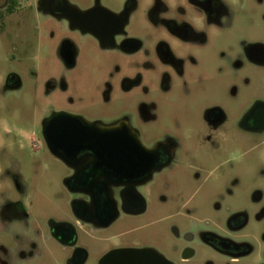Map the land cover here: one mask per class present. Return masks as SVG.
<instances>
[{"label":"flooded vegetation","instance_id":"obj_1","mask_svg":"<svg viewBox=\"0 0 264 264\" xmlns=\"http://www.w3.org/2000/svg\"><path fill=\"white\" fill-rule=\"evenodd\" d=\"M20 1L0 0L1 28L5 16L13 14ZM99 1L91 0L84 10L69 5L66 0H37V4L56 21L64 22L72 30L90 37L107 53L127 60L129 70L122 74L119 86L121 93L128 94L135 89L142 97L136 106L137 126H132V116L125 111L106 122L87 121L76 114L53 111L42 118L38 129H24L20 125L0 129V144L3 140L2 143L10 142L19 147L27 143L34 150L46 149L66 168L63 180L69 195L68 221L52 222L49 226L50 238L60 244L66 255L65 264L86 263L88 251L83 239L107 240L104 237L106 232L116 224L135 228L134 220L150 212V196L156 184H162L157 201L166 207L169 202L164 189L167 188V181L182 177L189 169V161L180 156L181 151L195 149L205 142H194V135H189L194 131L190 132L188 126L182 143L170 133L147 137L146 126L158 120L161 108L158 97L169 100L171 86L178 82L183 89L182 98H186L187 82L194 79L200 84L202 78L198 71L205 66L214 67L216 73H222L227 68L233 77H237L243 65L264 71L263 43L235 36L234 30L230 33L234 40L229 56L217 46L218 38L222 35L229 37L226 26H242L237 19L247 9L245 0H146L153 31L140 39L125 31L131 10L136 6L133 1L122 4L117 11L103 8ZM242 41L246 43L240 51L239 63L236 47ZM210 47L211 52L216 51L214 63L199 58ZM58 54L66 68L74 65L75 49L71 41L62 40L58 45ZM115 70L119 71L118 68ZM109 82L110 71L107 88ZM50 84L47 85L48 90L54 82L50 81ZM154 84L158 95L151 92ZM19 85L17 75L6 76V89L14 90ZM258 103L261 102L254 103L252 107ZM252 107L238 123L246 139L257 133L264 135V125L250 115ZM194 114L198 117V126L210 131L209 136L224 131L225 115L218 103ZM53 117L57 119L52 121ZM180 128L176 127L177 130ZM201 132L198 130L195 135L200 136ZM6 173L9 174L8 171ZM259 174L264 177V163ZM230 176L233 181L241 177L235 170ZM9 177L16 190L21 192L19 176L9 174ZM247 205L231 210L220 224L205 220L208 223L205 226L177 228L172 222L170 227H158L149 234L144 233L142 238L122 240L111 247L106 245L100 251L97 264L107 254L117 250L144 252L142 258L148 264H264V226L249 232L253 213L256 225H261L264 220V183L250 193ZM184 206L185 203L181 207ZM4 208H9L15 216L25 215L17 202H8ZM210 208L218 211L221 205L216 203ZM227 208L224 206V209ZM173 215L162 216L159 221H167ZM154 234L161 240V246L168 243L165 253L148 243ZM173 253L177 256L176 260H173Z\"/></svg>","mask_w":264,"mask_h":264},{"label":"rangeland","instance_id":"obj_2","mask_svg":"<svg viewBox=\"0 0 264 264\" xmlns=\"http://www.w3.org/2000/svg\"><path fill=\"white\" fill-rule=\"evenodd\" d=\"M128 1H133L136 6L131 10L125 31L137 39L143 38L153 31L146 0H100L99 4L117 11ZM66 2L84 10L91 0ZM245 3L247 9L237 19L242 26H226L229 37L222 35L217 39V46L228 56L234 40L230 33L234 30L235 36L264 45V0H245ZM64 39L71 41L75 49V63L70 68L62 64L58 54V45ZM245 43L242 41L236 47L239 63V54ZM211 51L212 47L199 58L214 63L216 51ZM221 67L224 68L225 64L222 63ZM128 68L127 60L107 53L90 37L50 17L37 0H21L15 12L3 19V28L0 27V129L19 125L24 129H38L42 118L53 111L101 122L125 111L132 116V126H137L136 106L142 97L135 89L128 94L121 93L119 86V79ZM109 71L110 86L107 88ZM198 72L202 82L199 84L194 79L187 82L186 98H182L183 89L178 82L172 84L169 100L158 97L161 100L158 120L147 125L145 133L147 137L170 133L182 143L188 126L190 132L194 131V134L189 133L194 135V142H205L195 149L181 151L180 156L189 161V169L182 177L167 181L164 189L169 202L166 207L157 201L162 184H156L150 196V212L134 220L135 228L116 224L106 232L104 237L107 240L83 239L88 251L85 264H97L100 251L106 245L111 247L122 240L142 238L144 233L149 234L161 226L170 227L172 222L177 228L223 223L231 210L247 205L250 193L264 183V177L259 174L264 163V135L257 133L246 139L238 128L242 115L254 103L264 100V71L243 65L237 77H233L227 68L216 73L212 66H205ZM10 74L19 78L17 89L4 87V80ZM50 81L54 85L48 90ZM151 92L159 94L155 84L151 86ZM213 103H218L224 111V131L209 136L210 131L198 126L194 112ZM177 126L181 128L177 130ZM198 130L202 131L200 136L195 135ZM2 142L0 168L6 170L0 169L3 173L0 175V264H65L64 251L49 236L52 222L68 221L69 195L63 180L65 166L46 149L34 150L27 143L19 147ZM234 170L241 175L237 181L230 176ZM6 171L19 176L21 192L16 190ZM8 202H17L25 215L15 216L9 208H4ZM184 203L185 206L181 207ZM216 203L221 205V209L211 210L210 207ZM224 206L228 208L224 209ZM166 215L173 216L167 221H159ZM252 217L249 232L264 226V220L261 225H256ZM149 242L151 247L166 252L168 243L161 246L157 235H152ZM176 259L173 253V260Z\"/></svg>","mask_w":264,"mask_h":264},{"label":"water","instance_id":"obj_3","mask_svg":"<svg viewBox=\"0 0 264 264\" xmlns=\"http://www.w3.org/2000/svg\"><path fill=\"white\" fill-rule=\"evenodd\" d=\"M251 117L264 125V102L254 105L250 112ZM53 117L52 121H55ZM144 252L136 250H117L107 254L100 264H148L142 257Z\"/></svg>","mask_w":264,"mask_h":264}]
</instances>
